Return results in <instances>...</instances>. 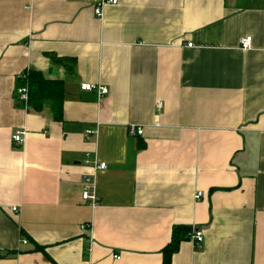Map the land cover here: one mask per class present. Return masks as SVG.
<instances>
[{
    "label": "crops",
    "instance_id": "obj_1",
    "mask_svg": "<svg viewBox=\"0 0 264 264\" xmlns=\"http://www.w3.org/2000/svg\"><path fill=\"white\" fill-rule=\"evenodd\" d=\"M105 1L0 0V264H162L174 225L203 242L170 264H264V0ZM29 71L59 120L19 106Z\"/></svg>",
    "mask_w": 264,
    "mask_h": 264
},
{
    "label": "built area",
    "instance_id": "obj_2",
    "mask_svg": "<svg viewBox=\"0 0 264 264\" xmlns=\"http://www.w3.org/2000/svg\"><path fill=\"white\" fill-rule=\"evenodd\" d=\"M117 0H108L105 1V3H109L112 5H115ZM104 3V2H103ZM101 3L95 7L94 13L97 18L102 17V10H101ZM193 45L191 43L187 44V47H192ZM239 48L243 51H248L251 49V37H244L239 41ZM20 79L25 78V74L21 75L19 77ZM80 90L85 92H91L95 91L98 95V97H104L108 95L109 90L107 87L103 85H94L90 83H81L80 84ZM16 95L18 102L27 105L28 102V88L26 86H22L16 89ZM160 107V103L157 104V108ZM143 128L140 125H130L128 127V135L130 138H137L143 135ZM96 135V131L93 130H87L85 132V140L91 141L92 138ZM25 138V132L21 130H16L13 132L11 136V141L16 144L17 146L23 145ZM84 165H90L92 164L95 170H103L106 168V163L104 162H97V161H91L90 155L87 153L85 159L83 160ZM82 200L89 204L90 206H96L98 204V197L96 196L94 192V179L89 176L85 175L82 178V193H81ZM202 197L201 192H197L194 195L195 201H199ZM13 211H16L15 208H13ZM88 228V225H81V229ZM190 241L193 243V245L200 247L201 243L203 242V234L199 229L192 228L191 233L189 236ZM26 241L23 240V244H25ZM115 259H118V256H114Z\"/></svg>",
    "mask_w": 264,
    "mask_h": 264
},
{
    "label": "trees",
    "instance_id": "obj_3",
    "mask_svg": "<svg viewBox=\"0 0 264 264\" xmlns=\"http://www.w3.org/2000/svg\"><path fill=\"white\" fill-rule=\"evenodd\" d=\"M58 61L63 62V60ZM16 82L17 88L22 86H26L28 88L27 105L19 103L20 107L33 112H41L44 107H48L55 120H59L61 118V82L46 80L41 73L36 71H29L25 73V78H18ZM191 229L192 228L190 226L185 225L173 226L170 242L162 250V264L171 263V258L178 252L180 244L190 240L189 236Z\"/></svg>",
    "mask_w": 264,
    "mask_h": 264
}]
</instances>
